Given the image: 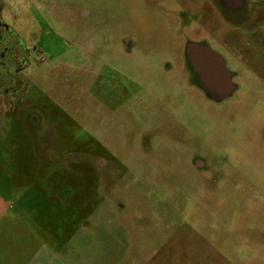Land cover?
<instances>
[{
    "label": "rangeland",
    "instance_id": "rangeland-1",
    "mask_svg": "<svg viewBox=\"0 0 264 264\" xmlns=\"http://www.w3.org/2000/svg\"><path fill=\"white\" fill-rule=\"evenodd\" d=\"M248 5L232 29L210 0H0L31 51L17 74L0 57V264H264V0ZM186 41L227 60L228 97L175 62Z\"/></svg>",
    "mask_w": 264,
    "mask_h": 264
},
{
    "label": "flooded vegetation",
    "instance_id": "flooded-vegetation-1",
    "mask_svg": "<svg viewBox=\"0 0 264 264\" xmlns=\"http://www.w3.org/2000/svg\"><path fill=\"white\" fill-rule=\"evenodd\" d=\"M210 6L211 8L209 7L210 9L208 11V14L212 16L213 18H215V20L217 21V23L214 24L215 28L219 27L218 23L221 20L225 22L226 24H228L229 27L233 29L235 25L247 22L249 19H251V16H252L250 7L248 5V0H210ZM83 15L86 18L88 14L84 12ZM192 43H196L200 46H204L197 42L186 41L182 48L181 54H179L175 62L182 64L185 70L189 72L191 77H193L195 82L199 85V88L205 94L213 97L214 94L207 91L206 88H204L203 84H201L200 80L202 77L201 75H199V73L197 72L196 68L194 67L192 63V59L194 57L203 56L202 54L196 51L191 52L189 50V46ZM205 47H208V46H205ZM30 53H31L30 49L26 47L24 42L17 35H15L10 28H8L3 23L1 19V15H0V57L4 58L6 55H10L15 61L14 64H12V66L15 65V69L13 72L17 74L21 72L22 70H24L25 67L30 65V61L28 58ZM223 59L225 61L226 68H227L228 67L227 60L224 57ZM0 65L3 66L5 65V63L2 61ZM14 78L16 77L14 76ZM231 80H232V74H231ZM233 88L234 87L232 86V89ZM216 100H221V99L219 98ZM3 106H5L6 110L10 109L6 103ZM196 166L200 168L203 166V164L201 162H197Z\"/></svg>",
    "mask_w": 264,
    "mask_h": 264
},
{
    "label": "water",
    "instance_id": "water-1",
    "mask_svg": "<svg viewBox=\"0 0 264 264\" xmlns=\"http://www.w3.org/2000/svg\"><path fill=\"white\" fill-rule=\"evenodd\" d=\"M191 52H198L202 57H194L192 63L199 75L201 84L207 91L214 94V99H225L232 91L231 74L226 68L223 57L205 46L192 43Z\"/></svg>",
    "mask_w": 264,
    "mask_h": 264
},
{
    "label": "crops",
    "instance_id": "crops-1",
    "mask_svg": "<svg viewBox=\"0 0 264 264\" xmlns=\"http://www.w3.org/2000/svg\"><path fill=\"white\" fill-rule=\"evenodd\" d=\"M4 116L3 118L5 119H1L0 118V123H2L6 126H13L14 123H12L13 121V117H12V108L6 110L4 108L3 112H0V116ZM3 120V121H1ZM30 121V120H29ZM30 123V122H28ZM10 124V125H9ZM1 141H3V144L6 145L5 143H7L8 141V137L5 136V139H1ZM0 141V142H1ZM3 156H6V153H3ZM14 207V204L11 203V200L8 199L7 197H5L2 193H0V222H9V215L12 211V208Z\"/></svg>",
    "mask_w": 264,
    "mask_h": 264
}]
</instances>
